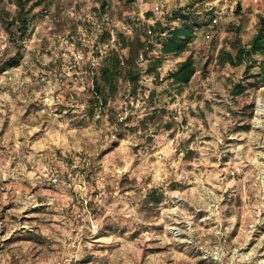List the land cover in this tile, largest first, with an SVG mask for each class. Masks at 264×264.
Segmentation results:
<instances>
[{"label": "rangeland", "instance_id": "374dc122", "mask_svg": "<svg viewBox=\"0 0 264 264\" xmlns=\"http://www.w3.org/2000/svg\"><path fill=\"white\" fill-rule=\"evenodd\" d=\"M179 9L188 48L92 102L105 56L159 54ZM16 13L0 0V64L22 52L0 71V264H264V82L235 97L260 68L222 53L250 47L264 0H28L24 36Z\"/></svg>", "mask_w": 264, "mask_h": 264}, {"label": "trees", "instance_id": "16d2710c", "mask_svg": "<svg viewBox=\"0 0 264 264\" xmlns=\"http://www.w3.org/2000/svg\"><path fill=\"white\" fill-rule=\"evenodd\" d=\"M28 0H16L17 13L11 18L8 24L13 26L18 22V31L21 36H24L28 30V20L24 15ZM189 14L181 9L173 13L174 19H179L183 22L181 26H175L167 31V34L162 38V44L159 49L160 53L150 54L148 51H143V59L138 61V58H134L135 51H138V47H132L134 53H130L129 56L121 57L117 50L110 52L102 60V65L98 76H96V82L93 92L90 91L92 102L106 104L109 96H116L119 92L120 85L124 81H128L129 85H132L134 91L137 90L139 82L141 80L140 63L145 65V73H152L159 75L158 68L160 66L161 59L170 57L176 58L180 56L187 48L189 43L193 40L198 28L197 23H190ZM160 24V23H158ZM151 32L153 30L151 29ZM138 46V45H137ZM227 57L226 59L233 65H239L245 58L251 62L248 67H254L258 64L260 72L251 73L247 69L244 77L235 84L233 89L235 97L239 95H246L249 91L255 90L259 87V84L264 82V59L258 62L257 55H264V19L260 25L258 33L252 39L249 48L240 47L235 54L230 52L222 51ZM22 52L19 50L15 55L10 57L7 61L0 64V71L5 70L6 67L17 63V59L21 57ZM127 69V70H125ZM197 69L194 64L192 57H188L181 61L176 71L169 74L171 82L181 88L189 84L192 77L196 73ZM238 101V100H236ZM235 101V102H236ZM242 109L248 110V115L251 116L253 113V104L243 106ZM245 127H249V124ZM150 198H155V194H148ZM154 200H158L157 197Z\"/></svg>", "mask_w": 264, "mask_h": 264}, {"label": "bare ground", "instance_id": "6f19581e", "mask_svg": "<svg viewBox=\"0 0 264 264\" xmlns=\"http://www.w3.org/2000/svg\"><path fill=\"white\" fill-rule=\"evenodd\" d=\"M257 114L259 115V114H261L262 113V111H263V106H264V102H263V99L262 98H258V100H257Z\"/></svg>", "mask_w": 264, "mask_h": 264}]
</instances>
